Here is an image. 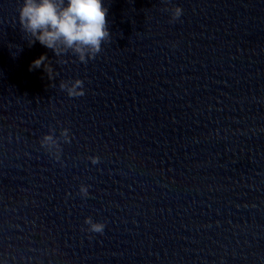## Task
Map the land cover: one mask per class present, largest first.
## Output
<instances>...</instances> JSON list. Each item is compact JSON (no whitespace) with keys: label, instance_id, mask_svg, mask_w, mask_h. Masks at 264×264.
Masks as SVG:
<instances>
[{"label":"clouds","instance_id":"clouds-1","mask_svg":"<svg viewBox=\"0 0 264 264\" xmlns=\"http://www.w3.org/2000/svg\"><path fill=\"white\" fill-rule=\"evenodd\" d=\"M171 11L170 22L177 21L182 15V8L174 7L166 9ZM19 24L21 29L33 39L30 44L39 43L59 57L71 52L79 62L87 64L102 51V44L110 40V32L106 16L108 8L104 7L102 0H23L18 9ZM46 55H41L33 61L31 68L38 69L42 65L53 78V69L46 64ZM66 61H61L64 63ZM59 88L67 92L69 97H80L85 94L84 82L81 79L73 81H61ZM52 129L41 140V147L45 148L50 155L60 160V141L70 143L69 129H63L59 137ZM93 164L99 162V157H89ZM83 197L88 196V186L81 185L79 189ZM86 229L91 233L103 234L105 224L95 222L92 217L85 218Z\"/></svg>","mask_w":264,"mask_h":264}]
</instances>
